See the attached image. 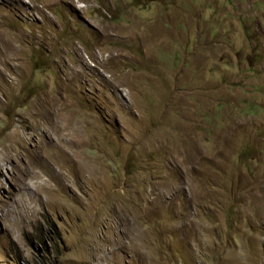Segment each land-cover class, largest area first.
<instances>
[{"label":"rangeland","instance_id":"obj_1","mask_svg":"<svg viewBox=\"0 0 264 264\" xmlns=\"http://www.w3.org/2000/svg\"><path fill=\"white\" fill-rule=\"evenodd\" d=\"M0 264H264V0H0Z\"/></svg>","mask_w":264,"mask_h":264}]
</instances>
